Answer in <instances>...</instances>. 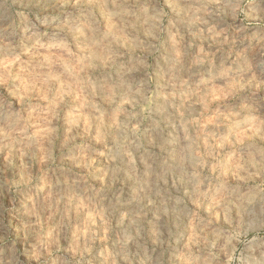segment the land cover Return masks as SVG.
<instances>
[{
    "label": "clouds",
    "instance_id": "obj_1",
    "mask_svg": "<svg viewBox=\"0 0 264 264\" xmlns=\"http://www.w3.org/2000/svg\"><path fill=\"white\" fill-rule=\"evenodd\" d=\"M0 264H264V0H0Z\"/></svg>",
    "mask_w": 264,
    "mask_h": 264
}]
</instances>
